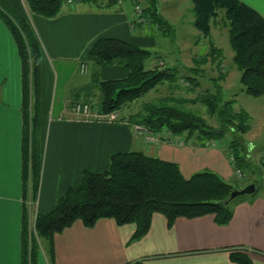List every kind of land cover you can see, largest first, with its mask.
<instances>
[{
  "label": "crops",
  "instance_id": "obj_1",
  "mask_svg": "<svg viewBox=\"0 0 264 264\" xmlns=\"http://www.w3.org/2000/svg\"><path fill=\"white\" fill-rule=\"evenodd\" d=\"M4 1L31 24L42 53L38 127L41 171L34 209L26 210L29 228L36 213L49 211L69 186L80 183L85 170H106L110 157L117 152L140 151L174 162L184 178L210 170L238 190L254 182L256 173L246 171L247 182L239 184L243 179L234 173L227 138L201 143L185 132L172 140L147 141L135 134L134 123L119 111L115 122L84 120L72 113L73 103L99 98L98 81L127 75L121 65L96 64L88 58L97 38L115 37L147 49L159 45L152 38L154 34H146L137 25L132 27L135 11L131 0L75 2L74 6H63L52 18L32 12L25 0ZM240 1L264 18V0ZM81 64L87 65L86 73H81ZM21 103L20 57L9 28L0 19V264H21L22 257L25 191ZM244 135L247 159L253 152L262 160L264 143L247 140ZM261 190L252 200L237 204L229 223L222 226L215 223L213 214H207L179 216L168 227L165 216L154 212L148 232L134 242H130L134 223L118 225L113 218H100L86 227L77 219L53 235L52 254L40 246L37 264H129L140 259L144 264H236L229 258L232 247H242L253 264H264Z\"/></svg>",
  "mask_w": 264,
  "mask_h": 264
},
{
  "label": "trees",
  "instance_id": "obj_2",
  "mask_svg": "<svg viewBox=\"0 0 264 264\" xmlns=\"http://www.w3.org/2000/svg\"><path fill=\"white\" fill-rule=\"evenodd\" d=\"M30 10L46 18L55 17L67 0H25ZM81 2L86 0H72ZM116 2L117 0H110ZM133 5L137 0H131ZM193 25L205 37L211 25L219 20L227 27L228 41L233 51L232 61L240 72L239 81L247 95L264 96V18L240 0H190ZM152 2V1H151ZM107 6H111L110 4ZM151 22L166 35L172 34L171 25L158 13L156 1L144 8ZM0 19L9 28L18 49L21 62L23 119L22 173L24 183L23 226L21 234V264H37L40 246L53 252V235L80 219L86 227L100 218H113L118 225L134 223L136 229L130 239L134 242L149 230L154 212L163 214L171 227L179 216L194 218L214 215L217 225H226L233 217L237 204L252 200L260 190L231 198L238 190L217 173L204 170L184 178L174 162L164 161L140 151L117 152L110 157L109 166L101 172L85 170L77 186H69L47 212H38L34 219V232L29 234L26 201L34 200L38 191L41 171V148L38 127L40 120V65L41 47L31 24L0 0ZM94 63L118 64L127 69L122 79L98 81L100 113L119 111L159 85H169L170 91L180 89L182 79L188 89L200 86L198 78L204 75L200 66L187 67L181 74L177 66L154 65L146 67L152 52L142 46L115 37H99L88 50ZM222 51L210 46L203 59L210 57L220 67ZM156 55L154 59H162ZM199 62V61H197ZM96 75V73H95ZM224 74L211 77V89H205L193 99L173 97L143 102L127 119L142 124L153 132L166 129L173 135L188 133L201 143L228 139L236 166L244 173L252 171L247 159L243 134L250 130V116L243 109H234L237 99L224 100L221 82ZM200 104L204 117L185 104ZM208 118V119H207ZM214 119L216 126L209 120ZM242 247H232L229 258L236 264H253ZM129 264H144L136 260Z\"/></svg>",
  "mask_w": 264,
  "mask_h": 264
},
{
  "label": "rangeland",
  "instance_id": "obj_3",
  "mask_svg": "<svg viewBox=\"0 0 264 264\" xmlns=\"http://www.w3.org/2000/svg\"><path fill=\"white\" fill-rule=\"evenodd\" d=\"M137 1V4L142 5L144 8L148 6V3L152 4L153 1H156L158 13L169 23V25H171V28L174 29L173 35L170 33L166 36H162L157 26L151 22L150 18L147 17L143 11V17L146 21L142 25L138 24L137 27L140 29L142 28V31H145L146 34L147 31L148 33L154 34L152 38L155 42H159V45H156L155 47H148L152 52V56L151 59L147 60L146 67L150 68L154 65L159 67L176 65L181 74L185 75L187 73V66L193 67L198 64L204 76L198 78L200 86L194 89H188L190 85L188 86L186 81L180 82L181 79L179 80V83H181L180 89H175L173 91H170L167 83L159 85L142 95L134 102L122 106L119 112L127 117L138 111L143 102L157 101L159 98L169 95L173 97L193 99L198 93L203 92L205 89L212 88L209 78L217 77L219 73H222L226 75L224 81L221 82L223 99L230 100L236 98L237 101L234 104V109L238 110L240 107H244L248 110L251 116L250 130L245 133V139L264 143V96L253 97L244 92V87L239 81L240 72L231 58L233 51L228 41L227 27L223 25L221 21L217 20L211 25L210 35L205 37L193 25L194 17L190 0ZM211 45L219 49L221 48L222 60L219 68L216 66L218 59L213 62L211 58L208 57L207 61L203 62L204 57L208 55L210 51ZM156 55H161L163 58L158 60L154 59V56ZM98 101L99 98L95 97V99H91L88 102L92 103L93 108L98 109ZM185 106L186 108H190L199 112L204 117H207L205 109L200 104L186 103ZM209 122L216 126L214 119L209 120ZM251 155L252 157H249L248 160L252 172L256 173L252 180L262 189L260 193L262 192V194H264V158H262V160L258 159L253 152ZM241 179L243 180L239 183L240 185L247 182L244 175ZM28 201L29 199L26 201L27 208ZM31 209L33 211L34 207L31 206ZM29 229V234L34 232L33 221H31Z\"/></svg>",
  "mask_w": 264,
  "mask_h": 264
},
{
  "label": "built area",
  "instance_id": "obj_4",
  "mask_svg": "<svg viewBox=\"0 0 264 264\" xmlns=\"http://www.w3.org/2000/svg\"><path fill=\"white\" fill-rule=\"evenodd\" d=\"M67 3L71 6L75 5V3L72 0H67ZM134 10H135V21L132 27L135 29L136 25L138 24L142 25L146 21V19H144L143 17L144 7L142 5L135 4ZM80 71L81 73H86L88 71L87 65L81 64ZM180 82H184V80L181 79ZM186 84L188 83L186 82ZM95 109L96 108L92 107L91 102H75L72 105L71 111L74 115L84 120L115 122L116 120L119 119L117 111H112L109 113H100L98 109L96 110ZM133 131L135 132L136 135L143 136L144 139L147 141H159L162 138L172 140L174 138V135L166 129H162L161 131H158V132H153L148 127L142 124H133ZM227 152L229 154V160L234 169V173L236 177L242 178L244 173L241 171V169H239L236 166L234 156L229 146H228ZM27 206H28L29 212H32L31 206H33V201L31 199H29ZM34 219H35V216H34ZM34 219L32 220L33 223H34ZM30 226H31V223H30Z\"/></svg>",
  "mask_w": 264,
  "mask_h": 264
},
{
  "label": "water",
  "instance_id": "obj_5",
  "mask_svg": "<svg viewBox=\"0 0 264 264\" xmlns=\"http://www.w3.org/2000/svg\"><path fill=\"white\" fill-rule=\"evenodd\" d=\"M254 190H255L254 184H249L242 189L232 191L231 198H235L237 196L244 195V194H250Z\"/></svg>",
  "mask_w": 264,
  "mask_h": 264
}]
</instances>
